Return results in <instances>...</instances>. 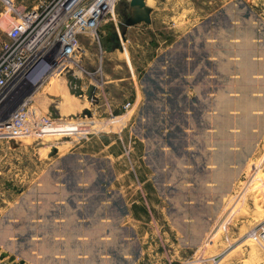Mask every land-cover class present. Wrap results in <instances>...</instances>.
Instances as JSON below:
<instances>
[{
  "label": "crops",
  "instance_id": "0c3cea01",
  "mask_svg": "<svg viewBox=\"0 0 264 264\" xmlns=\"http://www.w3.org/2000/svg\"><path fill=\"white\" fill-rule=\"evenodd\" d=\"M218 14H211L204 29L207 58L188 63L192 67L178 70L170 83L177 81L178 88L183 82L178 99L192 97L194 103L185 111L184 132L178 125L185 137L181 145L160 144V181L151 167L145 175L122 170L114 151L97 156L71 150L59 161H73L75 171L46 173L13 202L9 186L4 188L0 261L168 264L200 242L208 209L202 206L235 190L264 135V30L233 23L227 7L230 28H223ZM117 49L134 63L131 49L110 47ZM138 84L134 78L136 101L142 94ZM165 94L173 98L169 89ZM150 140L143 141L145 154Z\"/></svg>",
  "mask_w": 264,
  "mask_h": 264
},
{
  "label": "rangeland",
  "instance_id": "374dc122",
  "mask_svg": "<svg viewBox=\"0 0 264 264\" xmlns=\"http://www.w3.org/2000/svg\"><path fill=\"white\" fill-rule=\"evenodd\" d=\"M13 2L30 9L38 0ZM150 5L152 22L127 27V44L121 33L122 1L116 12L117 27L104 21L98 29L100 40L82 37L86 49L82 65L87 71L82 95L68 88L64 75H56L36 95L40 111L52 113L50 126L17 141L0 138V219L1 207L6 204L4 188L9 186L8 197L13 202L20 190L34 187L46 173L75 171L73 161H59L71 150L97 156L114 151L121 155L122 170L137 169L138 174L145 175L152 168L160 181V144L181 145L178 141L185 137L178 125L184 132L188 118L185 111L194 103L192 97L178 99L183 82L179 91L177 81L173 86L170 83L178 70L192 67L188 63L207 58L203 43L209 32L204 29L210 27L211 14L219 11V25L230 28L224 14L227 7L233 23L251 24L259 34L264 30V0H153ZM13 19L5 0H0V41L6 39ZM118 42L131 49V65L125 53L110 51ZM134 78L142 92L137 101L133 98ZM168 89L172 99L164 95ZM131 108L135 112L132 117ZM87 109L92 115L86 113ZM146 138L151 139L148 154ZM109 142L111 146L106 147ZM253 151L235 190L202 206L208 209L204 211L200 242L187 246L180 258L168 264H264L260 242L264 227V135ZM151 195L156 200L153 192Z\"/></svg>",
  "mask_w": 264,
  "mask_h": 264
},
{
  "label": "built area",
  "instance_id": "2783aa9c",
  "mask_svg": "<svg viewBox=\"0 0 264 264\" xmlns=\"http://www.w3.org/2000/svg\"><path fill=\"white\" fill-rule=\"evenodd\" d=\"M121 1L38 0L27 9L5 0L14 19L0 41V138L17 141L51 125L52 113L43 114L35 100L56 75H64L68 88L82 95L87 73L82 37L100 40L98 29L104 21L117 27ZM260 242L264 247V227Z\"/></svg>",
  "mask_w": 264,
  "mask_h": 264
},
{
  "label": "water",
  "instance_id": "95a60500",
  "mask_svg": "<svg viewBox=\"0 0 264 264\" xmlns=\"http://www.w3.org/2000/svg\"><path fill=\"white\" fill-rule=\"evenodd\" d=\"M122 3L125 5L123 9V23L121 26V33L123 34V39H126L125 32L127 27L136 25L142 22L151 23L152 22V11L151 5L147 4V0H123ZM119 36H117L118 38ZM122 48L121 42L117 45H113L112 48ZM86 113L92 115L91 111L87 109Z\"/></svg>",
  "mask_w": 264,
  "mask_h": 264
},
{
  "label": "bare ground",
  "instance_id": "6f19581e",
  "mask_svg": "<svg viewBox=\"0 0 264 264\" xmlns=\"http://www.w3.org/2000/svg\"><path fill=\"white\" fill-rule=\"evenodd\" d=\"M153 0H147V4L150 5V3L152 2ZM174 10V9H173ZM223 53V52H222ZM241 58V57H240ZM240 64V63H239ZM245 69V68H244ZM246 74V73H245ZM86 104V103H85ZM261 110V109H260ZM83 125V124H82ZM86 126V125H85ZM75 132V131H74ZM201 263V262H200Z\"/></svg>",
  "mask_w": 264,
  "mask_h": 264
}]
</instances>
